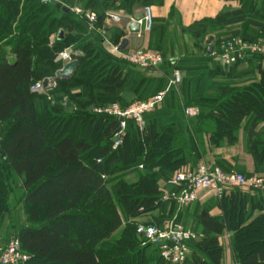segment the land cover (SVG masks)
Here are the masks:
<instances>
[{
	"label": "trees",
	"instance_id": "trees-1",
	"mask_svg": "<svg viewBox=\"0 0 264 264\" xmlns=\"http://www.w3.org/2000/svg\"><path fill=\"white\" fill-rule=\"evenodd\" d=\"M140 1L120 0L118 9L132 14ZM238 1L239 8L225 7L215 18L195 24V52L179 60L164 59L162 65L169 70L156 78L103 47L106 41L119 46L126 36L124 29L105 24L106 13L116 9L113 0L47 4L0 0V226L12 215L9 227L32 261L169 264L158 246L149 243L140 248L146 240L137 226L162 229L169 206L164 191L174 189L170 181L183 167L198 165V155L204 153L198 142L203 133L214 148L234 146L243 123L250 120L246 151L258 172L264 173V55L249 56V68H242L238 60L227 66L220 59L225 38L241 39L247 45L264 39V0ZM55 3L95 12L93 29L85 27V18L71 10L66 13ZM61 32L64 37L52 42L51 37ZM210 36L214 37L212 55L205 44ZM69 47L80 52L75 75L57 81L47 93L32 92L36 82L62 69L56 58ZM153 50L163 53L161 48ZM174 72H179L180 81ZM173 80L175 86L168 88ZM160 92L165 93L161 108L167 113L156 109L146 114L144 131L127 120L123 143L114 149V134L122 119L96 114L94 108L119 103L126 109ZM65 98L75 108H63ZM186 106L197 107L199 113L185 116ZM13 179L15 189L6 183ZM161 182L167 184L165 190ZM256 192L260 195L233 189L218 201L222 217L209 211L198 214L195 229L201 235L195 232L197 239L188 243L194 252L183 264H222L219 237L225 231L234 233L238 264H264V191ZM11 197L24 202L26 225L11 209ZM248 207L263 214L243 227L252 216ZM154 213L160 216L153 221L124 227L125 219L135 221ZM80 216L90 218L98 229L77 236L72 220ZM120 230L123 236L107 248V241Z\"/></svg>",
	"mask_w": 264,
	"mask_h": 264
},
{
	"label": "built area",
	"instance_id": "built-area-1",
	"mask_svg": "<svg viewBox=\"0 0 264 264\" xmlns=\"http://www.w3.org/2000/svg\"><path fill=\"white\" fill-rule=\"evenodd\" d=\"M52 0H42L44 4L50 3ZM75 13L90 25L97 20V15L94 12H85L79 8L74 9ZM144 18L138 23L141 30L138 36L149 34L154 27V18L152 9L145 7L142 11ZM106 17L114 23L122 21V15L115 12H107ZM134 22V18L130 17L129 25ZM128 25V27H129ZM243 50H254L256 48L248 46L241 39H233L227 43L225 52L221 55V61L229 66L235 63L238 59L232 54L235 46ZM119 46L113 47V52L118 54L120 58L142 70H149L160 67L164 63V57L159 52L151 50H133L120 53ZM257 52V51H256ZM263 53L262 50H258ZM80 55V52L69 47L60 52L56 58L63 67L75 60ZM179 76V73H176ZM54 78V77H52ZM49 79V78H47ZM44 80L36 82L31 90L34 93H47L56 87L45 90L43 87ZM173 81L171 84H174ZM165 93L152 97L146 101H138L130 105L126 109H121L118 105L113 104L107 107H96L93 112L96 114H106L122 119L119 129L114 134V149H117L123 143V138L126 130V121L133 120L137 123L139 129H145V115L156 110L163 102ZM186 114L195 116L197 111L188 109ZM142 168V167H141ZM170 184L174 187L175 192L168 194L165 200H175L178 207L182 209L189 204L194 203L202 192L212 193L214 197L221 200L228 195L233 189L241 190H263L264 191V176L246 178L243 174L235 171H224L220 167L210 166L205 163L200 164L196 169L177 172ZM137 233L143 236L147 243L158 246L161 257L169 264H183L189 255L188 243L191 240H196L197 235L190 230L184 229L176 220H172L162 229L155 226H147L139 224ZM29 260V257L21 250V245L18 240L10 241L6 246L0 245V264H24Z\"/></svg>",
	"mask_w": 264,
	"mask_h": 264
},
{
	"label": "crops",
	"instance_id": "crops-1",
	"mask_svg": "<svg viewBox=\"0 0 264 264\" xmlns=\"http://www.w3.org/2000/svg\"><path fill=\"white\" fill-rule=\"evenodd\" d=\"M119 3L120 0H118V2L115 4H113L112 2L114 6L116 5V9L110 10L108 12H115L121 14L122 21L119 23H114L108 18H106L105 24L108 27H117L125 30L126 36L124 38H128L130 41L128 50L126 52L139 50V49L152 51L153 49L158 50L159 48H161V50L164 53V58L170 57L171 60H179L180 58L186 56L187 53L192 52L194 50L192 27L195 24H198L206 19L215 18L220 13V11L225 7L233 8V9H237L240 7L238 0H141L139 3L135 5L133 9V13L128 14L118 9ZM101 7L102 4L98 3L97 8H101ZM145 7H150L152 9L153 18H154L153 30L151 33L143 34L141 36H138L139 34L131 35L128 31L130 17L135 18L137 14L142 13ZM75 8H79V7L75 6L74 8L71 9L69 8V9L75 12L74 11ZM79 9L83 10L81 7ZM85 12H92V11H85ZM85 24L88 25V28L86 27L87 29H93L92 25L88 23ZM104 34L105 33L103 32L102 35ZM63 37H64L63 33L56 34L51 37V41L54 42L58 38L62 39ZM105 43L108 42L106 41ZM108 44L110 45L111 50L113 52V47L115 46H112L110 43ZM205 44L207 45L206 42ZM213 44L214 42L211 44L212 47ZM150 70L151 69L142 70V71L144 75L148 77L162 78V76H164V74H155L152 72H146ZM172 82L173 81H170V83L168 84V88L171 87ZM158 110L159 111L161 110L160 113H164V114L167 113L166 110L164 111V109L162 108H159ZM198 113L199 111H197V114ZM249 126H250L249 123L244 126V130L242 132L241 138H239L238 143L235 146H231V147L225 145L221 148H214L210 143L209 135L203 133L201 135V139H199L198 142H201L202 146H204V153L198 155L200 157V159L198 160V165L197 166L187 165L183 167L181 171L196 169L202 163H205L210 166H217V167L219 166L221 168L230 171V169H232L233 166L237 168V163H239L238 160L241 157L244 160H247L248 163H250L253 167L254 165L253 158L243 151V148L248 144L247 131L249 129ZM177 128H179V126ZM238 167L241 168L242 170H247L242 163H240V166L238 164ZM166 185H167L166 183L161 182L160 183L161 190H165ZM173 191L174 189L172 188L171 190L168 191L166 190L164 192H167L165 194H168V193H172ZM252 196H256V194H252ZM218 201L219 200L216 197H214L212 193H201L199 195L198 200L194 202V205H191L190 208L187 209L183 208L182 210L178 207V204L175 202V200H169L167 219L163 221L161 227L163 228L166 224H168L169 222L175 219L177 220V222L183 224V226L185 225L186 227L185 226L184 227L186 229H190L192 227L195 228V217L204 211H209L210 215L213 217H222L223 211L221 207L217 205L219 203ZM216 202L218 203L216 204ZM249 209L250 208L248 207L247 210L249 212H252V216L245 221L243 227L250 226L261 214H263L261 210L256 209L255 211H252ZM146 216L148 218V220H146L147 222V221H153L156 217H159L160 214L158 215V213L156 214L154 213V214H148ZM187 225L190 228H188ZM233 235H234L233 232L225 231L219 237L220 244H223V242L230 243ZM228 259L226 258V264H238L236 257L232 256L230 260Z\"/></svg>",
	"mask_w": 264,
	"mask_h": 264
},
{
	"label": "rangeland",
	"instance_id": "rangeland-1",
	"mask_svg": "<svg viewBox=\"0 0 264 264\" xmlns=\"http://www.w3.org/2000/svg\"><path fill=\"white\" fill-rule=\"evenodd\" d=\"M101 37V36H100ZM230 41H232V39L231 38H225V40H224V42L222 43V46H221V53L223 54L224 52H225V50H226V48H227V43L228 42H230ZM105 45L103 46L107 51H108V53H110L112 56H114V57H116V58H120L117 54H115V53H113L112 52V50H111V47H110V45L108 44V43H104ZM248 46H252V47H254V48H256V51L258 52V50H262V54L264 55V39H262V40H259L258 42H256V43H253V44H251V45H248ZM139 50H141V49H139ZM235 51L234 52H232V54L233 55H235V57L238 59V61L239 62H241V64H242V68H249L251 65H250V63H248V59H250L249 58V56H251V55H255L257 52L256 51H254V50H251V49H248V50H243V49H241V48H239V46L238 45H236L235 46V49H234ZM161 55H164L161 51H158ZM192 52H195L194 50L192 51ZM122 59V58H121ZM166 61H172L171 60V58L170 57H166V58H164ZM222 62V61H221ZM223 63V62H222ZM169 69L166 67V66H164V65H162V66H160V67H158V68H154V69H151L150 71H146V72H152V73H155V74H164V73H166L167 71H168ZM175 74L174 75H176V73H179V72H174ZM174 81V80H173ZM175 82V81H174ZM165 85V84H164ZM171 86H175V83L174 84H172ZM160 93H163V92H160ZM160 93H158L157 95H159ZM41 94H43V93H41ZM157 95H155V96H157ZM155 96H153V97H155ZM152 98V97H151ZM178 98H181V99H183L184 97L183 96H178ZM141 102V101H140ZM181 105L182 106H184L185 105V102H184V100H181ZM113 104H116V105H118L121 109H123L120 105H119V103H113ZM113 104H108V105H106V106H110V105H113ZM188 104V102L186 103V105ZM64 107L63 108H71V107H74L75 106V104L70 100H67L66 98H65V100L63 101V104H62ZM163 105V102L159 105V107H158V109L159 108H161V106ZM188 107V108H187ZM75 108V107H74ZM186 108V111L188 110V109H194V110H196V111H198V108L197 107H194V106H192V107H189V106H186L185 107ZM185 116H189V115H185ZM189 117H193V116H189ZM250 120H246L244 123H243V125H242V127H241V129H240V131H239V133H238V138H241V135H242V132H243V130H244V126L246 125V124H250V122H249ZM235 146V145H234ZM229 147H231V146H229ZM243 151L245 152V153H247L249 156H251L250 155V153H248L247 151H246V146L243 148ZM252 157V156H251ZM253 158V157H252ZM239 163H237V168H235L234 166H233V168L232 169H230V171H235V172H238V173H240V174H244L245 176H246V178H248V179H251V178H253V177H258V176H264V173H262V172H258V170H257V167H256V165L254 164L253 165V167H252V165L250 164V163H248V161L247 160H244L242 157L241 158H239ZM240 163H242L244 166H245V168L247 169V170H242L241 168H239L238 167V164H239V166H240ZM249 170V171H248ZM6 176L7 177H9L10 176V174H6ZM10 178V177H9ZM133 177L132 176H130V179L131 180H134V178L132 179ZM6 183H8L9 184V186H10V188H11V186H12V188H14L15 189V186H16V181H15V179H13V180H7L6 181ZM14 189H11V190H14ZM256 191H258V190H254V191H252V190H244V192H249V194L250 195H252V194H256V196H259L260 194L258 193V192H256ZM174 192H175V190H174ZM202 193H208V192H202ZM168 194H171V193H168ZM168 194H164V196H163V200L165 201V202H169L168 200L166 201L165 200V197L168 195ZM15 198V197H14ZM11 199V201L13 202V204L11 205V209L13 210V209H16L17 210V213L20 215V218H21V220H22V224L23 225H26L27 223H28V218H27V215H25L26 213H25V209H26V207H25V204H24V202L23 201H17L16 199H15V201L16 202H14L13 200H12V197L10 198ZM198 200V199H197ZM196 200V201H197ZM195 201V202H196ZM176 202V201H175ZM211 202V201H210ZM212 203V202H211ZM213 203H214V201H213ZM218 202H216V204H217ZM193 205H194V203H192ZM192 204H189V205H192ZM188 205V206H189ZM217 205H219V203L217 204ZM220 206V205H219ZM187 206H185V207H183V208H186ZM190 207V206H189ZM183 208H182V210H183ZM158 215H159V213H158ZM175 215V214H174ZM12 216V215H11ZM10 215L9 216H6L5 217V223L6 224H3V226L1 225L0 226V245L1 246H6L10 241H12V240H17L16 239V237H15V234L11 231V230H13V229H10V227H9V225H10V219L8 218V217H11ZM146 220H148V218H147V216L146 217H141V218H138L137 220H127V219H125L124 220V227H126V226H129V224H131V225H133V224H135V222L137 223V224H139L140 222L141 223H143V222H146ZM176 223L177 224H180L184 229H186L184 226H183V224H181V223H179V222H177V220H176ZM188 226V225H187ZM98 227H99V225L98 224H96L95 222H93L92 220H90V218H88V217H85V216H80L79 218L77 217V218H73V220H72V228H73V232L77 235V236H79V237H82V236H88V235H90V233L92 232V231H95V230H97L98 229ZM188 228H190L189 226H188ZM123 230V229H122ZM122 230H120V232H118V233H116V234H114L108 241H107V248H110L111 246H113L115 243H117L118 241H119V239L121 238V236H123L122 235ZM186 230H190L191 232H193V233H197V234H199V235H201V230H198V229H195L194 227H192V228H190V229H186ZM195 233V234H196ZM196 234V235H197ZM233 239H231V241H230V243H226V242H223V244H220V246L223 248V264H226V258L228 259V260H230V258L232 257V256H234V257H236V254H235V252H234V250H233ZM142 245V246H141ZM140 245V248H143V247H145V246H147V245H149V243H147L146 241H145V243L144 244H141ZM156 246V245H155ZM157 248V247H156ZM193 250L192 249H190L189 248V255H188V257H190L192 254H193ZM25 255H27L28 257H29V260L27 261V262H29L31 259H32V257L30 256V255H28V254H25ZM32 261V260H31ZM26 262V263H27ZM26 263H24V264H26ZM30 264H39V263H37V261H32V263H30Z\"/></svg>",
	"mask_w": 264,
	"mask_h": 264
},
{
	"label": "water",
	"instance_id": "water-1",
	"mask_svg": "<svg viewBox=\"0 0 264 264\" xmlns=\"http://www.w3.org/2000/svg\"><path fill=\"white\" fill-rule=\"evenodd\" d=\"M118 0H114L113 4L117 3ZM55 6L59 9L62 8L64 12L68 13L70 12V9L67 7H62L60 3H55ZM144 18V15L142 13H139L135 16L134 18V22H132L129 25L128 31L131 35H138L140 33L141 30V26L138 23L139 21H141ZM85 27L88 28V25L85 24ZM62 33V32H61ZM62 35V34H61ZM214 42V37L210 36L207 40L206 43L207 45H209L208 47V54L212 55L213 54V47L211 46V44ZM130 41L128 38H124L121 42V44L119 45V52L120 53H124L128 50ZM79 66V63L77 60L67 64L64 66V68L62 70H60L59 72H57V74L55 75L54 78H49V79H45L44 83H43V87L45 90L51 89L54 87V84L59 81V80H70L74 75L75 72L77 70ZM180 76L177 77V80L180 81Z\"/></svg>",
	"mask_w": 264,
	"mask_h": 264
}]
</instances>
